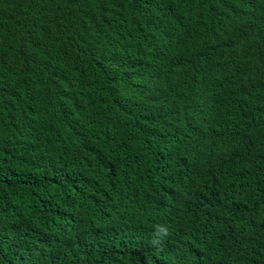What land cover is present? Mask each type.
<instances>
[{"label":"trees","instance_id":"obj_1","mask_svg":"<svg viewBox=\"0 0 264 264\" xmlns=\"http://www.w3.org/2000/svg\"><path fill=\"white\" fill-rule=\"evenodd\" d=\"M0 264H264V0H0Z\"/></svg>","mask_w":264,"mask_h":264}]
</instances>
